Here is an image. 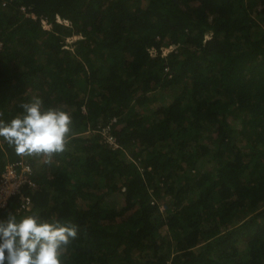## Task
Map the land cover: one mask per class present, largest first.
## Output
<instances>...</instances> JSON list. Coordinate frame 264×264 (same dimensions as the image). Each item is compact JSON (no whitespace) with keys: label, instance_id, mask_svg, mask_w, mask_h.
I'll list each match as a JSON object with an SVG mask.
<instances>
[{"label":"trees","instance_id":"1","mask_svg":"<svg viewBox=\"0 0 264 264\" xmlns=\"http://www.w3.org/2000/svg\"><path fill=\"white\" fill-rule=\"evenodd\" d=\"M33 96L70 114L67 150L0 139L36 184L0 221L77 225L62 264H264V0H0V119Z\"/></svg>","mask_w":264,"mask_h":264},{"label":"clouds","instance_id":"2","mask_svg":"<svg viewBox=\"0 0 264 264\" xmlns=\"http://www.w3.org/2000/svg\"><path fill=\"white\" fill-rule=\"evenodd\" d=\"M22 112L5 122L0 119V139L20 157H44L67 150L72 131L70 114L60 107H43L33 96L21 102ZM3 113L0 112V117ZM77 225L53 219L42 220L38 212L22 216L13 213L0 221V264H62L66 246L76 238Z\"/></svg>","mask_w":264,"mask_h":264},{"label":"built area","instance_id":"3","mask_svg":"<svg viewBox=\"0 0 264 264\" xmlns=\"http://www.w3.org/2000/svg\"><path fill=\"white\" fill-rule=\"evenodd\" d=\"M115 121L113 118L111 123ZM101 134L104 140L113 146L117 147L116 138L110 132V125L101 129ZM32 168L29 163L23 159L5 164L0 171V211L8 207L9 199L14 196H19V201L16 206L17 213H25L31 208V198L22 192V188L35 187V182L30 178Z\"/></svg>","mask_w":264,"mask_h":264},{"label":"rangeland","instance_id":"4","mask_svg":"<svg viewBox=\"0 0 264 264\" xmlns=\"http://www.w3.org/2000/svg\"><path fill=\"white\" fill-rule=\"evenodd\" d=\"M170 50V47H164L163 48V54H167ZM164 90L163 92L161 91H157L156 92V97L158 100H160L159 102H164L166 101V97H165V94L167 95L168 91ZM210 163H206L205 166H209ZM121 189H117L112 196L108 197L106 202L108 203L109 206H117L120 201L122 200V193H121ZM163 204V203H162ZM162 207L164 208V206L162 205Z\"/></svg>","mask_w":264,"mask_h":264}]
</instances>
